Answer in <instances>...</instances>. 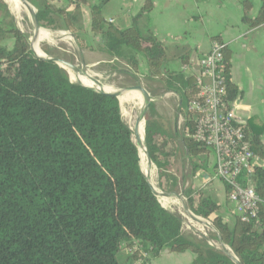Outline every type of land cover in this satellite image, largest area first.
Returning a JSON list of instances; mask_svg holds the SVG:
<instances>
[{
	"label": "trees",
	"instance_id": "16d2710c",
	"mask_svg": "<svg viewBox=\"0 0 264 264\" xmlns=\"http://www.w3.org/2000/svg\"><path fill=\"white\" fill-rule=\"evenodd\" d=\"M91 1L73 0L74 9L89 6V29L101 36L107 53L136 73L143 61L146 77L179 95L181 141L191 168H204L209 149L189 135L195 117L188 105L198 91L194 75L170 71L165 46L149 30L143 32L135 23L121 28L106 20L102 7L109 0ZM39 2L42 10L36 16L42 28L68 30L81 49L93 48L77 33L74 9ZM241 3L243 23L249 28L264 25V0L254 17L249 1ZM152 6L144 0L133 20ZM0 15V264H132L138 252L124 261L118 254L134 240L147 253L146 264L163 249L191 251V264H234L216 246V236L209 235V244L184 230L178 212L160 207L140 171L118 101L72 82L54 61L36 58L28 35L16 27L3 0ZM222 52L231 105L239 90L230 79L229 52L224 47ZM242 129L252 152L264 161V123L251 118ZM145 145L158 168V187L176 191L181 150L176 137L157 121L154 104ZM249 180L261 200L257 220L245 222L236 215L229 223L219 203L203 191L187 188L183 194L189 208L210 221L242 264H264V167L254 165L240 177L243 186Z\"/></svg>",
	"mask_w": 264,
	"mask_h": 264
},
{
	"label": "crops",
	"instance_id": "0c3cea01",
	"mask_svg": "<svg viewBox=\"0 0 264 264\" xmlns=\"http://www.w3.org/2000/svg\"><path fill=\"white\" fill-rule=\"evenodd\" d=\"M48 1L55 8L74 9L73 0ZM93 1L95 2V0L91 2ZM242 1L151 0L152 10L134 21L133 17L139 12L144 0H109L102 7V14L106 20L121 28L135 23L141 31L149 30L165 46L168 69L181 72L185 76L196 72L197 60L210 50L214 40L221 42L229 52L231 82L239 90L237 98L231 103L237 122L245 125L253 118L259 123H264V25L249 28L243 23ZM247 1L251 4L249 15L254 17L259 8V0ZM74 12L79 27L77 33L85 43L93 46L91 50H87L91 55L89 61L92 66L103 62L99 57L108 53L101 45L103 41L101 36L93 34L89 29V6L82 4L74 9ZM11 43L12 40H8L7 46ZM114 60L118 59L112 56L107 62L111 63ZM125 66L128 68L126 64ZM138 74L141 80H155L146 77V66L143 61L139 64ZM163 88L166 91L164 96H159V100L152 98L157 121L179 142L183 161L180 162L179 182L181 181L186 189L201 190L205 195L214 198L220 205V214L224 220L232 223L236 213L227 199L225 184L215 176L213 152L208 151L204 168L193 170L187 167L189 158L187 159V149L181 141L183 133L179 135L174 127L175 114L180 115V97L176 92L167 90L164 86ZM172 94L175 98L170 96ZM158 104H161V110L158 109ZM160 116H163L162 122L159 121ZM182 131L184 132V129ZM261 140L264 143V134ZM253 164L264 167V161L258 157ZM126 257L125 250L119 252L120 261H124ZM193 257L194 254L189 250L177 253L163 249L157 257L150 260L149 264H191Z\"/></svg>",
	"mask_w": 264,
	"mask_h": 264
},
{
	"label": "built area",
	"instance_id": "2783aa9c",
	"mask_svg": "<svg viewBox=\"0 0 264 264\" xmlns=\"http://www.w3.org/2000/svg\"><path fill=\"white\" fill-rule=\"evenodd\" d=\"M222 50V43L214 40L210 50L197 60L198 68L193 75L198 91L188 105L195 120L189 135L213 152L215 176L227 186V199L236 215L247 222L257 220L261 200L252 185L241 184L240 177L252 172L257 157L226 101ZM124 250L129 255L140 254L132 264H146L147 253L137 240Z\"/></svg>",
	"mask_w": 264,
	"mask_h": 264
},
{
	"label": "rangeland",
	"instance_id": "374dc122",
	"mask_svg": "<svg viewBox=\"0 0 264 264\" xmlns=\"http://www.w3.org/2000/svg\"><path fill=\"white\" fill-rule=\"evenodd\" d=\"M13 18H14V22L16 27L21 30L22 32L26 33L28 35V37H30V31H31V21L28 19V17H25L23 19L22 22H17L16 17L13 14ZM26 19V20H25ZM21 26V28H20ZM23 27V28H22ZM46 30L50 31L51 34L56 36L55 42L51 43V42H45L42 41L40 43V47L43 50V52L47 55H52L55 58L61 59V60H72L73 61V65L79 69L81 72L83 73H87L88 68L83 64L84 62L81 60H76L75 58L78 56H85L87 59L91 60V55L87 50H83L79 47L78 42L76 40V38L74 37V35H72L69 31L67 30H51L46 28ZM59 32H65L68 34V36H70L69 39H64L65 35L60 34ZM67 36V35H66ZM99 58L103 59V62L101 63H97L93 65V82H95L96 84H100V85H105L108 84L110 87H112L113 89H117V88H125V87H130V86H135V85H140L142 87H144L151 95V97H154L155 100H159V96H164V93H166V91L163 88V84L161 82H159L158 80H141L140 75L136 72H133L129 69V67L127 68L125 66V63L121 60H114L111 63L107 62L110 61L112 59V56L107 54L106 56H100ZM68 76L70 78V73L74 74L75 73L68 69L67 70ZM70 80L72 82H78V80L76 79H71ZM163 89V90H161ZM173 98H175V96L172 94L170 95ZM161 102V101H160ZM137 104H134V108H132L131 113H127V115L124 116V113L122 116L123 121L129 126V121H131V118L136 115V113L138 112L136 109L137 108ZM158 109L161 110V104H158ZM171 114V110L169 111ZM176 112V110H175ZM148 113V109H145V114L143 116H145ZM174 113V111H173ZM174 118V117H173ZM159 119V117H158ZM159 121H163V116H160ZM175 129L177 131V133L179 135H181L183 133V125H184V121H183V117L182 115H176L175 114ZM178 141V140H177ZM179 143V142H178ZM180 161L177 163L179 164L178 166H180ZM187 167L190 166V163H187ZM181 171V169H180ZM176 172V169H175ZM155 174L159 177V174L155 172ZM186 189V187H184V185L182 184V182H178V185L176 187V193L183 195V200L186 203V198L184 196V190ZM170 207H172L173 209L177 210L179 212V214L182 216L183 220H185L184 224H183V228L185 231H192V230H198L200 232H202V228L195 222L193 219H191L190 217H188L180 208L177 206H173V205H169ZM204 219V218H203ZM206 221L210 222L209 220L205 219ZM193 223V224H192ZM206 228H210L206 225H203ZM198 227V228H197ZM200 227V228H199ZM193 232V231H192Z\"/></svg>",
	"mask_w": 264,
	"mask_h": 264
},
{
	"label": "bare ground",
	"instance_id": "6f19581e",
	"mask_svg": "<svg viewBox=\"0 0 264 264\" xmlns=\"http://www.w3.org/2000/svg\"><path fill=\"white\" fill-rule=\"evenodd\" d=\"M11 1H13V2H11V3L8 2V6L11 9L12 14H14V16L16 17V20H17V22H19V24H20V22L23 21V19L25 17H28V19L32 22L33 18L36 17V12H37L36 8L31 3L27 6H24V5H21L20 3H18L17 0H11ZM20 28H21V26H20ZM59 33L65 35L64 39H66V40L70 38V36H68V34L65 32H59ZM55 39H56L55 35L51 34L50 31L46 30V28H42L39 25L38 38H37V41L35 42V44L33 45V49L35 50L36 54L41 55L45 58H48L57 64H61L62 63L61 59H58V58H55L53 56L45 54L40 47V43L42 41L54 43ZM69 69L75 73V75L70 73V78L72 80L73 79L78 80V83H80V84H83V85L90 84L93 89H101V90H105V91L113 90V88L110 87L108 84L100 85V84H96L93 81L87 80V76H86L87 73L81 72L74 65ZM125 95L130 97V99H127V100L121 99L120 100L119 107H120L121 115H123V113H124V116H125V115H127V113H131L132 108H134V104L138 105L136 108V109H138L137 110L138 112L136 113V115H134L131 118V121H129V126L131 127L136 116L138 115L139 111L142 110L143 115H144L145 109H148L147 102L142 100V96H145L146 92L144 90H142L141 88L128 89L126 91ZM132 139L134 142H136L138 144V156H139V164H140L141 171L149 180L151 187L154 188V190L157 193V195L159 196L160 200L165 205L166 204L167 205H173V206H177V207L182 208L181 210L188 217L191 218L192 213L189 211V209H186V210L184 209L185 202H184L183 198H181L180 194H178L174 191L165 192L158 187L157 175L155 174V172L153 170V165L151 164V162L149 161L148 157L145 154L146 145H145V141L143 139V122H140L137 129L134 132H132ZM201 224L210 227V222L206 221L205 219L201 220Z\"/></svg>",
	"mask_w": 264,
	"mask_h": 264
},
{
	"label": "water",
	"instance_id": "95a60500",
	"mask_svg": "<svg viewBox=\"0 0 264 264\" xmlns=\"http://www.w3.org/2000/svg\"><path fill=\"white\" fill-rule=\"evenodd\" d=\"M3 1L7 5L8 9H9V12L12 15V11H11V9L8 6V2L11 3L13 1H11V0H3ZM17 1H18V3H20L21 5H24V6H27L31 2H34L38 15L41 14L42 7H41V3L39 2V0H17ZM39 25H40V23H39V17L36 16V17L33 18L32 22H31V31H30V37H28V42H29V45H30V49L33 52V54L35 55V57L38 58V59H42L43 60V58H42L43 56L37 55L36 52H35V50L33 49V45L35 44V42L37 41V38H38V28H39ZM76 60H81V61L84 62V65L88 68L87 74H86L87 80L92 81L93 80V76H94V74H93V66H92L91 62L89 61V59H87L85 56H81L80 55V56H78V57L75 58V61ZM73 64L74 63H73V61L71 59L70 60H62V63L61 64H57L56 67L59 68V69H62V70H64L66 72L69 68H71L73 66ZM84 87H87V88L95 91L96 93H99V94H103V95L112 97V98H114V99H116L118 101V104H119V102H120L121 99H124V100L130 99V97H128L127 95H125L126 94V91L128 89L141 88L142 90H144L146 92V95L145 96H142V100H144L145 102H147L149 104L148 113L145 116H143L142 110L139 111V113L136 116V118H135L132 126L131 127L128 126L129 127L130 140L133 143V145L135 146V148L137 149V154H138V144L133 141V139H132V132H134L137 129V127H138V125H139L140 122H143V139L145 141V127H146V124H147L148 120L151 118V114H152V110H153V104H154L153 103V98L151 97L150 93L145 88H143L140 85L130 86V87H126V88H117V89H113L111 91H105V90H101V89H93L90 84H86V85H84ZM145 154L148 157V159L151 162V164L153 165L154 172L158 173L157 165H156L155 161L153 160L152 156L147 151V148H145ZM186 156H187V159H188L189 157H188V152L187 151H186ZM138 159H139V156H138ZM138 164H139V161H138ZM139 168H140V164H139ZM140 171H141V168H140ZM142 174H143V172H142ZM143 176H144L147 184L149 185V188H150L152 194L154 195L156 201L160 205V207L162 209L170 212V213L178 212L177 210L173 209L169 205H167V204L165 205L160 200V198L157 195V193L155 192L154 188L151 187L150 182L147 179V177L144 174H143ZM247 185L248 186L251 185L250 180L248 181ZM180 196H181V198H183V195L180 194ZM188 208H189V206L185 203L184 209L186 210ZM190 210L192 212L191 219H193L194 222L197 223L202 228V230H203L202 232H200L198 230H195V229L192 230V231L196 235L205 238L209 242V244H211V245H213V241L210 239L209 235L216 236L218 238V241H219V243L216 244V246H218V248L221 249L223 251V253L225 255H227L234 264H242L237 259V257L233 254V252L230 250V248L227 246V244L224 243V241L222 240L221 236L218 234V232L212 226V224L210 223V228L204 227L201 224V220H203V218H201L200 216H198L192 209H190ZM181 221H182V224H184L185 220L182 219Z\"/></svg>",
	"mask_w": 264,
	"mask_h": 264
}]
</instances>
